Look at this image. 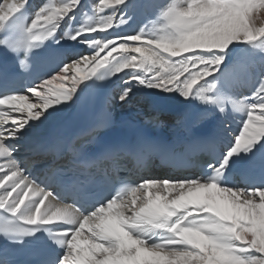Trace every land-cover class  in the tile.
Instances as JSON below:
<instances>
[{
  "label": "snow or ice",
  "instance_id": "snow-or-ice-1",
  "mask_svg": "<svg viewBox=\"0 0 264 264\" xmlns=\"http://www.w3.org/2000/svg\"><path fill=\"white\" fill-rule=\"evenodd\" d=\"M0 60L8 244L36 247L39 264H264V0H0ZM107 86L122 106L179 99L184 153L145 136L72 146L61 163L69 145L50 124ZM151 151L192 174L121 177L124 158L143 168ZM0 264H12L6 248Z\"/></svg>",
  "mask_w": 264,
  "mask_h": 264
},
{
  "label": "bare ground",
  "instance_id": "bare-ground-1",
  "mask_svg": "<svg viewBox=\"0 0 264 264\" xmlns=\"http://www.w3.org/2000/svg\"><path fill=\"white\" fill-rule=\"evenodd\" d=\"M143 19V14L138 13L136 18L127 26L126 31L132 32L134 30L138 29V26H140L141 21ZM118 89L116 90L115 97H118ZM114 106V113L117 119L121 120L124 118H132V119H143L145 116L152 114V115H158L163 119V125L162 130L165 134L169 135L170 137H173L175 139H178L180 136L185 135L182 127L177 123V116L180 115L184 111V105L179 100H171V101H165L160 103L155 109L147 107L142 102H133L130 106L125 105L122 106L118 99H114L113 101ZM73 112V110L65 116L57 121L53 122L52 124L61 122L64 118H66L68 115H70ZM50 124V126L52 125ZM47 130V135L49 134V129ZM208 127L212 126V119L211 116L208 117ZM230 128L231 133L227 138H223L222 141H218L217 143L220 145V147H224L227 145L228 141L231 140L232 136L235 135L240 130V120L232 119L230 120ZM152 179H167V177H164V174L156 173L155 171L152 172L151 177ZM46 201V205H47Z\"/></svg>",
  "mask_w": 264,
  "mask_h": 264
}]
</instances>
